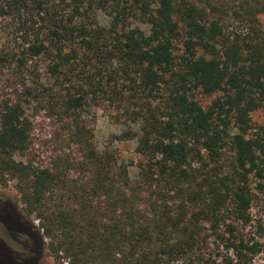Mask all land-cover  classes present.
I'll list each match as a JSON object with an SVG mask.
<instances>
[{"label":"trees","instance_id":"1","mask_svg":"<svg viewBox=\"0 0 264 264\" xmlns=\"http://www.w3.org/2000/svg\"><path fill=\"white\" fill-rule=\"evenodd\" d=\"M246 12L253 36L223 39L187 0H0V20L20 33L0 50V188L15 183L19 219L37 221L49 254L67 264H250L264 254L237 231L251 223L248 177L264 181V139L248 134L264 106V40ZM195 90L220 96L204 109ZM98 101L137 126L117 138L136 141L134 180L133 162L96 149L86 107ZM30 107L61 124L77 158L50 168L15 158L30 143Z\"/></svg>","mask_w":264,"mask_h":264},{"label":"rangeland","instance_id":"2","mask_svg":"<svg viewBox=\"0 0 264 264\" xmlns=\"http://www.w3.org/2000/svg\"><path fill=\"white\" fill-rule=\"evenodd\" d=\"M192 4L201 5L206 10V18L210 21L215 20L222 28L223 36L225 38H232L233 34L240 35L244 38L246 34L252 35L250 28L252 26V19L246 10L251 9L255 13L257 19L258 29L261 30V38L264 40V0H206L219 12L211 13L205 5L204 0H187ZM49 5L58 0H43ZM156 6H153L155 8ZM101 25H109L111 19L100 11L95 9L90 10ZM34 31L41 28V20L34 16ZM135 26L140 28L145 34H148V27L140 22H135ZM17 26L14 22L6 19L0 20V50L3 48L16 46L14 39L19 41L20 33L16 32ZM253 38V37H252ZM182 48L179 43L175 44V55H180ZM40 69L43 70L44 63L42 60L38 61ZM41 74H44L41 71ZM0 75V80H1ZM44 77V76H43ZM45 78V77H44ZM45 83L51 84L52 80H46ZM1 92V90H0ZM194 100L199 103L202 108H208L212 102L220 96V94H213L210 96L204 95L200 91H192ZM87 116L91 122L93 129L94 143L96 149L102 152L104 149L111 148L117 153L119 161L133 165L129 167L130 177L132 180L136 179V170L134 168L136 162L139 160L134 153L136 141L134 137H128L125 141H120L117 138L124 136L125 132L131 131L132 134L137 129V126L126 116L121 115L113 106L106 101H98L96 104L89 103L86 107ZM28 116L32 121V131L30 133V143L28 149L15 158L23 163L31 164L35 168H50L53 163H57L58 159L77 158V147L69 141L66 130L62 129L61 124H57L55 119L49 117L45 109H28ZM251 131L248 133L250 137H262L264 139V106L255 111L251 115ZM228 133L230 136L237 134L234 127L230 126ZM233 162L232 152L229 147H225L221 152V164L225 165V170L231 168ZM132 164V163H131ZM76 176V175H74ZM15 183H8L6 187L0 188V204L8 203L16 212L21 210V205L16 207V200L18 199L15 191ZM248 187L253 195L251 208L249 210L251 223L245 228L237 225L238 234L244 240H254L264 246V181L257 180L253 175L248 177ZM25 221L26 227H30L34 234L41 232L38 230L37 221L34 218H27ZM8 221L0 220V264H67L68 261L63 257L57 258L47 252V240L42 238L40 250L36 258L30 256L28 247H25V242L16 241V233L9 230ZM263 229V233L257 231L258 227ZM204 232L208 231V225H203ZM223 231V228H221ZM18 240V239H17ZM27 251L25 252V249ZM35 245L32 244V249ZM29 257V258H28ZM250 264H264V254L259 253L252 258Z\"/></svg>","mask_w":264,"mask_h":264},{"label":"flooded vegetation","instance_id":"3","mask_svg":"<svg viewBox=\"0 0 264 264\" xmlns=\"http://www.w3.org/2000/svg\"><path fill=\"white\" fill-rule=\"evenodd\" d=\"M6 204V205H4ZM6 220L8 221V227L9 230L12 232L15 231L17 237L15 243L18 241L20 243V240L25 242V247H28L29 252L31 253V257L36 258V255L38 251L40 250V243L37 239V233L34 234L31 230V228L25 224V221H21L19 219V216L17 212L14 210V208L9 205L8 203H1L0 204V220ZM18 239V240H17ZM32 244L35 245V248L32 249ZM25 249V248H24ZM27 249H25V252ZM29 258V257H28Z\"/></svg>","mask_w":264,"mask_h":264}]
</instances>
